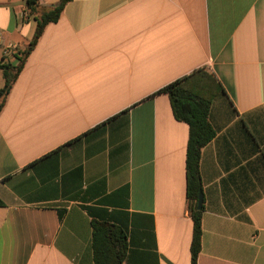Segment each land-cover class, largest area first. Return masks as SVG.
I'll list each match as a JSON object with an SVG mask.
<instances>
[{
  "label": "crops",
  "instance_id": "crops-1",
  "mask_svg": "<svg viewBox=\"0 0 264 264\" xmlns=\"http://www.w3.org/2000/svg\"><path fill=\"white\" fill-rule=\"evenodd\" d=\"M36 27L0 0V64ZM199 70L223 91L198 264H264V0H71L0 113V264H95V221L125 231V264H191L189 126L161 90Z\"/></svg>",
  "mask_w": 264,
  "mask_h": 264
},
{
  "label": "trees",
  "instance_id": "trees-1",
  "mask_svg": "<svg viewBox=\"0 0 264 264\" xmlns=\"http://www.w3.org/2000/svg\"><path fill=\"white\" fill-rule=\"evenodd\" d=\"M71 0H60L53 7L40 11L39 0H26V13L34 16L37 27L32 41L13 54L16 63L3 62L4 85L0 89V113L8 95L23 71L26 62L38 45L46 27L62 17L66 5ZM223 91L216 79L203 70L196 71L166 86L161 92L170 99L176 120L189 126V141L186 156L187 199L193 221L191 264H198L202 248L203 208L198 210V198L202 191L200 162L202 150L212 142L216 132L210 123V110L214 98ZM4 203L0 199V207ZM129 242L121 228L106 222H93L92 248L95 264H125Z\"/></svg>",
  "mask_w": 264,
  "mask_h": 264
},
{
  "label": "built area",
  "instance_id": "built-area-1",
  "mask_svg": "<svg viewBox=\"0 0 264 264\" xmlns=\"http://www.w3.org/2000/svg\"><path fill=\"white\" fill-rule=\"evenodd\" d=\"M24 17H26V14H24ZM2 44V30L0 29V45ZM19 48V46L18 45H13V44H10V45H8V46H6L5 48H4V56L5 57H9V56H12V57H14L13 55V53L17 50Z\"/></svg>",
  "mask_w": 264,
  "mask_h": 264
},
{
  "label": "water",
  "instance_id": "water-1",
  "mask_svg": "<svg viewBox=\"0 0 264 264\" xmlns=\"http://www.w3.org/2000/svg\"><path fill=\"white\" fill-rule=\"evenodd\" d=\"M203 202H204V194L201 191L198 198V210H201L203 208Z\"/></svg>",
  "mask_w": 264,
  "mask_h": 264
},
{
  "label": "rangeland",
  "instance_id": "rangeland-1",
  "mask_svg": "<svg viewBox=\"0 0 264 264\" xmlns=\"http://www.w3.org/2000/svg\"><path fill=\"white\" fill-rule=\"evenodd\" d=\"M3 87V83L0 81V89Z\"/></svg>",
  "mask_w": 264,
  "mask_h": 264
}]
</instances>
